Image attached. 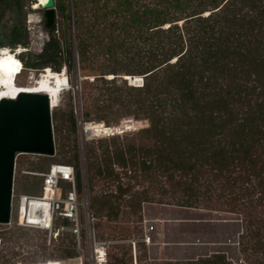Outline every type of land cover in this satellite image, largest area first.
Here are the masks:
<instances>
[{"label": "trees", "instance_id": "trees-1", "mask_svg": "<svg viewBox=\"0 0 264 264\" xmlns=\"http://www.w3.org/2000/svg\"><path fill=\"white\" fill-rule=\"evenodd\" d=\"M81 6L92 12L91 24L81 19ZM55 8L60 23L49 29L57 30L60 25L62 45L52 36L39 53L22 52L18 58L23 70L49 68L60 73L64 64L69 73H74L69 7L63 0H55ZM72 8L80 71L87 67L91 39L97 38L100 52L111 62L101 68L93 82L115 84V77H104L120 73L128 79L143 77L142 87L124 86L127 95L116 86L114 93L110 88L105 90L107 99L125 108V114L149 123L134 133L140 138L137 144L122 146L116 138L97 140L102 150L100 161L95 142L86 146L89 190L93 189L95 176L118 181L113 169L116 164L124 169L139 168L146 175L164 176L171 182L172 192H183L184 200L176 203L178 206L197 205V200L191 199L200 194L196 185L205 176L212 177L211 183L225 180L223 190L254 179L256 184H250V190L244 189L248 195L258 189L263 195L260 200L264 199V0H73ZM16 45L26 46L19 26L0 34V49L13 50ZM119 53L123 54L121 58L116 57ZM130 82L138 83L133 78ZM87 83L85 79L80 81L82 86ZM69 108L67 113H51V119L61 128L65 125L67 136L75 133L71 103ZM101 111L95 116L97 123L106 118ZM83 119L92 121L88 111ZM61 128L57 126L56 130ZM73 149L76 151V144ZM53 157L42 156L49 162ZM51 164L73 165L80 187L77 152L71 160L51 162L44 168L33 165L27 171L43 173ZM38 178L40 182L32 185L40 193L42 179ZM130 189L118 185L115 195L94 196L92 206L98 214L107 210L105 216L115 219L119 209L114 201ZM205 191H210V185ZM145 202L152 201L139 198L131 202L132 208L140 212ZM252 236L258 237L253 249L264 254L259 230ZM65 256L71 257L72 253ZM213 259L203 262L227 264L224 255H214ZM109 264L125 261L115 257ZM257 264H264V260Z\"/></svg>", "mask_w": 264, "mask_h": 264}, {"label": "rangeland", "instance_id": "rangeland-1", "mask_svg": "<svg viewBox=\"0 0 264 264\" xmlns=\"http://www.w3.org/2000/svg\"><path fill=\"white\" fill-rule=\"evenodd\" d=\"M68 8V14H72L71 3L73 0H63ZM141 2H148V0H141ZM110 5H114L110 3ZM4 5L0 4V34L9 33L15 26H19L21 40L26 43V46L16 45L13 50L10 47H6L8 51H15L19 49L20 52L39 53L44 45L49 41L50 37L58 39L62 45V37L60 31V25L57 30H50L46 25L45 11L42 9L32 10V5L29 0H23L19 10H15L11 4L10 9L2 11ZM7 7V6H6ZM5 7V8H6ZM85 7H90L86 4ZM92 12L89 10H83L81 6L79 15L85 24H91L93 22ZM208 14H204L207 16ZM59 13L55 8V23H60ZM112 19V18H111ZM71 39L70 42L73 45L72 54L76 49V30L74 27V18L71 17ZM181 25V23H180ZM108 31V30H107ZM95 32V30H94ZM93 32V33H94ZM96 34V33H95ZM97 38L91 39L89 47L88 60L86 62V69L80 71V69L74 67V73H69L68 70L62 64L60 72L61 75H66L70 83V89L64 91L59 95L58 100L54 104V110L61 113H67L69 111V105L72 104V112L75 121V133L67 136V130L64 127L61 128L59 122L52 120V131L54 139L55 155L54 159L50 162L44 160L42 156L32 154L16 155L17 169L14 171V190L15 194H38L39 190L34 183L40 182L38 177L28 175V177L21 174V169L30 170L31 166L46 167L48 163L58 162L61 160H71L75 153L80 157L86 158L87 166V150L86 146L95 142L94 148L101 160V148L96 143L99 139H111L116 138L117 144L125 145L127 143L137 144L140 140L138 133L135 132L147 128L149 123L145 119H136L133 114H125V108L118 103H112L107 98L106 88H110V93H114L113 87L116 86L122 89V94L127 95L124 86H131L130 79L125 78L123 73L118 75H108L104 78L111 80L116 78L115 84H103L100 81L93 82L96 75L100 73L101 68L108 65L111 61L106 60V57L100 52L101 48L97 44ZM106 41V39H104ZM118 52H121L118 49ZM78 54V53H77ZM123 55V54H122ZM120 53L116 56L121 58ZM79 57V56H78ZM79 60V59H78ZM66 72V73H65ZM87 80V85L82 86L79 84V78ZM43 75L42 70H23L17 77V82L21 85H26L30 82H36ZM85 75V76H83ZM126 80V84L123 80ZM81 80V81H82ZM71 81V82H70ZM77 88V89H76ZM70 91V93H69ZM75 93V94H74ZM133 93H130L132 95ZM74 95L77 98L79 108V97L81 99V106L83 114L88 111L90 113L91 122L96 123L95 116L98 111L105 114L106 118L103 121L104 124L110 126L119 124L122 120L132 118L137 122H141L140 128L137 131L123 134L121 136L107 137V138H93L91 136L83 135L81 131V125L78 124L77 116L75 113ZM60 126V130H56V127ZM55 127V129H54ZM59 128V127H58ZM67 136V137H66ZM93 138V139H92ZM85 142V143H84ZM76 144V151L73 147ZM85 145V146H84ZM109 149L112 148L108 143ZM114 172L118 175L119 180H109L103 176H95L93 182V189L90 190L91 204L94 196L107 197L110 194L118 193V185L122 188L129 186L131 189L125 193L117 201H114V205L118 206L119 214L117 218L106 217L107 210L98 214L92 206V210L96 217L95 231L96 238L100 242H105L107 246L108 259L113 260L115 257L123 258L125 264H160L156 262L153 252L148 253L145 243L143 242V231L140 224L141 217L139 212L134 211L131 202L134 200H148L151 203H169L176 204L179 201L184 200L183 192L178 189L172 192L171 182H168L162 175L151 173L146 175L142 173L139 168H121L118 165L113 166ZM93 172V169L91 170ZM235 176V175H234ZM36 178V179H35ZM178 176L174 180H178ZM212 177L205 176L199 179L198 187L200 194L196 199L197 206L212 209L220 213H230L234 216L236 221L240 223V230L238 225L234 226L233 232L238 233L236 239V251L228 253L227 264H257L264 260V254L260 251L253 249L255 239L252 233L259 230L261 238L264 239V199L258 189L252 194H247L245 189H251L250 184H256L254 179L251 183L242 184L240 181L233 187L232 190H223L225 180H218L211 183ZM185 180V179H184ZM210 185V191L206 193V187ZM245 188V189H244ZM243 194V195H242ZM138 195V196H137ZM236 196H240L237 200H234ZM143 203H141V206ZM0 236L4 238V244L0 249V264H24L35 261L40 257L57 256L63 257L67 252L71 250L62 249V246H69L70 240L60 239L59 243H55L56 247L50 249L43 246L46 240V233L40 231H28L18 227L7 226L6 224H0ZM149 241H147V244ZM226 257V255H225ZM212 261L213 256L205 259H199L193 264H205L203 261ZM88 262L85 261V264ZM165 264V263H162Z\"/></svg>", "mask_w": 264, "mask_h": 264}, {"label": "built area", "instance_id": "built-area-1", "mask_svg": "<svg viewBox=\"0 0 264 264\" xmlns=\"http://www.w3.org/2000/svg\"><path fill=\"white\" fill-rule=\"evenodd\" d=\"M36 2V1H35ZM31 4L34 2H30ZM42 5L39 9H41ZM32 8V7H31ZM19 52V49L15 50ZM78 54L73 52V65L78 69ZM78 78H80L78 74ZM138 83L130 82L132 86H143V77H132ZM80 84V80L78 81ZM70 89V86H69ZM77 89V88H76ZM75 94V93H74ZM75 113L81 131L88 122L83 119L81 99L79 108L77 98L74 95ZM94 123V122H90ZM132 118L122 120L117 125H106L109 132L93 135V138H107L121 136L137 131L141 126ZM83 135H87L82 131ZM90 136V135H87ZM92 138V139H93ZM85 143V142H84ZM85 146V145H84ZM19 155V154H18ZM80 187L77 184L76 169L69 164H51L43 173L29 172L21 169L22 175L37 176L42 179L40 193L37 195L15 194L14 185L11 192L10 216L7 226L18 227L28 231H40L46 233L43 246L56 247L60 239L70 240L69 246L62 249L71 250V257H40L33 262L24 264H66L77 260L80 264H109L107 246L96 238V217L92 210L91 195L88 185L86 158L80 157ZM17 169L16 157L14 171ZM14 180V179H13ZM148 238L143 242L147 243ZM4 244V238L0 236V249Z\"/></svg>", "mask_w": 264, "mask_h": 264}, {"label": "crops", "instance_id": "crops-1", "mask_svg": "<svg viewBox=\"0 0 264 264\" xmlns=\"http://www.w3.org/2000/svg\"><path fill=\"white\" fill-rule=\"evenodd\" d=\"M145 247L162 263L196 262L214 255L236 251L234 226H241L230 213L201 206L183 207L169 203L145 202L139 212ZM228 257V258H227Z\"/></svg>", "mask_w": 264, "mask_h": 264}, {"label": "water", "instance_id": "water-1", "mask_svg": "<svg viewBox=\"0 0 264 264\" xmlns=\"http://www.w3.org/2000/svg\"><path fill=\"white\" fill-rule=\"evenodd\" d=\"M70 6L72 10V3ZM41 9L46 25L53 26L55 0H45ZM51 113L50 101L43 93H20L16 99L0 101V224L9 221L16 155L55 154Z\"/></svg>", "mask_w": 264, "mask_h": 264}, {"label": "bare ground", "instance_id": "bare-ground-1", "mask_svg": "<svg viewBox=\"0 0 264 264\" xmlns=\"http://www.w3.org/2000/svg\"><path fill=\"white\" fill-rule=\"evenodd\" d=\"M44 3L45 0H37L31 4L32 10H39ZM22 69L20 60H17L10 51L0 49V101L2 99H16L20 93H43L47 95L51 109H54V104L62 92L61 89L70 86L66 75H61L47 68L36 82L18 85L16 80L22 73ZM107 127L103 122H88L82 131L93 136L102 132H109ZM66 264H80V262L72 260Z\"/></svg>", "mask_w": 264, "mask_h": 264}, {"label": "flooded vegetation", "instance_id": "flooded-vegetation-1", "mask_svg": "<svg viewBox=\"0 0 264 264\" xmlns=\"http://www.w3.org/2000/svg\"><path fill=\"white\" fill-rule=\"evenodd\" d=\"M22 2L23 0H0V4L4 5L1 10L10 9L11 4L14 6L15 10H19Z\"/></svg>", "mask_w": 264, "mask_h": 264}, {"label": "clouds", "instance_id": "clouds-1", "mask_svg": "<svg viewBox=\"0 0 264 264\" xmlns=\"http://www.w3.org/2000/svg\"><path fill=\"white\" fill-rule=\"evenodd\" d=\"M16 50V49H15ZM11 53L17 58V60H20L19 58H18V56L22 53V52H16V51H11ZM21 62V61H20ZM22 67H23V65H22ZM45 70H47V69H45ZM22 71H23V69H22ZM44 71V70H43ZM60 73H62V72H60ZM66 73V72H65ZM130 78H132V77H129V79ZM68 79V78H67ZM132 86V85H131ZM133 87H139V86H133ZM69 90V87H65V88H63V89H61V93H63L64 91H68Z\"/></svg>", "mask_w": 264, "mask_h": 264}]
</instances>
